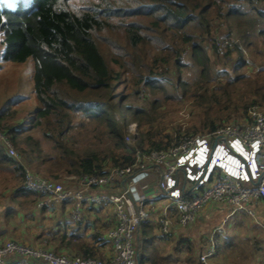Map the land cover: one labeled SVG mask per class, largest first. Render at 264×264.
Instances as JSON below:
<instances>
[{
    "label": "trees",
    "instance_id": "16d2710c",
    "mask_svg": "<svg viewBox=\"0 0 264 264\" xmlns=\"http://www.w3.org/2000/svg\"><path fill=\"white\" fill-rule=\"evenodd\" d=\"M263 27L264 0H0V62L29 63L32 82L30 94L10 96L0 107V132L21 158L17 162L9 155L0 138V208L7 195L19 206L42 198L23 185V166L33 164L36 174L63 181L132 165L134 149L124 143L130 122L137 124L136 147L169 148L175 138L160 123L157 101L152 110L134 107L127 103V91L140 85L158 91L160 68L180 72L187 65L185 54L198 77L193 83L178 79L175 88L200 109L199 121L188 128L192 135L247 119L251 106H264V68L247 74L244 48L253 45L255 33L264 34ZM221 38L233 39L222 55ZM205 43L225 67H215ZM165 98L179 97L166 93ZM76 129H91L96 140L78 148ZM9 213L7 208L5 216ZM151 222L139 229L138 264H177L178 253L186 256L180 264H200V252L187 239L174 245L176 258L161 255ZM65 236L59 237L63 245L99 259L90 247L74 243L75 236L64 242ZM92 236L102 240L100 232ZM226 250L234 251L235 244Z\"/></svg>",
    "mask_w": 264,
    "mask_h": 264
},
{
    "label": "built area",
    "instance_id": "2783aa9c",
    "mask_svg": "<svg viewBox=\"0 0 264 264\" xmlns=\"http://www.w3.org/2000/svg\"><path fill=\"white\" fill-rule=\"evenodd\" d=\"M231 42L232 38L220 39V55ZM0 138L7 153L20 162L7 138L2 134ZM135 142L137 125L132 123L124 133V143ZM131 147L132 165L113 167L99 176H83L76 190L23 166V185L42 197L40 207L72 202L70 218L77 222L83 220L84 207H111L113 226L105 234L111 247L109 256L58 255L41 246L10 240L0 242V264H138V234L143 222L153 219L159 236L167 238L188 229L205 206L217 204L227 214L207 237L208 246L199 257L204 264L216 255L217 237L225 234L230 217L238 212L254 217V205L264 199V111L258 106L251 107L247 119L239 123L183 136L164 150ZM149 170L154 171L156 189L151 182H142ZM148 189L154 190L153 194L147 193Z\"/></svg>",
    "mask_w": 264,
    "mask_h": 264
},
{
    "label": "rangeland",
    "instance_id": "374dc122",
    "mask_svg": "<svg viewBox=\"0 0 264 264\" xmlns=\"http://www.w3.org/2000/svg\"><path fill=\"white\" fill-rule=\"evenodd\" d=\"M252 43L253 45L249 46L248 49L244 48V59L249 64L247 66V70H248L246 71L247 74L257 73L260 71V69L264 68V34L259 35L258 33H255L252 37ZM204 46L206 52L211 56V59H213L212 62L216 64L215 67L222 68L223 63L222 64L217 63V59L213 57V55L211 54V49L209 45L205 43ZM183 61L184 63H187V65L182 67L180 72H175L171 68L170 69H167L165 67L160 68L159 72L162 73L163 77L162 78L159 77L157 80L159 84H157L155 88H157L158 91L153 92L149 87H145L143 85H140L137 88L135 87L133 88L132 86H130V88L127 91V97H128L127 103L134 107H142L147 110H152L151 102L157 101L156 107H157V114L160 113L159 114L160 123L164 127L165 133H169L173 135V139L175 138V142L178 141L179 138L183 136L192 135L191 133L192 131H190L188 128L193 125H196V122L199 121L198 112L200 111V109H198L192 104V102L194 101L193 98H189V99L180 98V90L175 88V84L178 79L186 80L189 83H193L198 77L197 68L192 64H188L190 59L187 54L184 55ZM30 72L31 71H30L29 63L25 65H16V64L0 62V79L4 80L2 83H0V86L2 88H4L5 85H9V87L11 86L14 87L12 91H8V92H4L3 89L0 88V107L2 106L3 102L10 96H14V95L24 96L26 94L31 93L32 82H31ZM166 93L179 98L178 99L176 98L175 100H170V99L166 100L165 98ZM252 97L253 96H250V98ZM258 107H260V109L264 111V106H258ZM76 120L80 122L78 119ZM117 120L120 121L119 115L117 116ZM130 123L131 124L134 123L135 125H137L136 122H130ZM72 133L74 134L78 142L76 144L78 148H82L89 143L92 145V141L96 140L94 138L95 134L91 129L87 130V132H85V130L76 129L73 130ZM197 133H203V132H197ZM0 134L2 133L0 132ZM137 139H138V131H137ZM43 145L45 146V148L47 147V144H45V142H43ZM126 145L129 147L136 146L137 142H135V144L131 143ZM212 145H213V141H210V146ZM27 167L30 170L34 169L33 164L28 165ZM58 182L63 184V186L65 187L62 181H58ZM162 202L163 201L159 202L158 204ZM18 204H19L18 202L10 201L8 195L5 197L4 207L0 208V238L5 239L4 241L15 240L18 243H22L26 245L28 244L27 242L21 241L20 239L17 238L23 237V239H25L26 237L28 238V241H30L33 239V237H37L39 235L37 239L32 241V244H34L33 246H41L43 248H47L51 250L54 253L57 254L61 253L59 249L61 247L59 243L60 240L59 241L56 240H58L57 238H59L58 237L59 235H63L64 230L60 229L58 231V229H56V226H54L55 225L54 221L56 219L53 216L55 215L56 209L50 208L48 209V211L46 210L39 211L36 209L34 204L23 203L20 206ZM7 208L11 209V213H9L8 216H5L6 213L5 209ZM212 209L210 214L211 217H213L212 214L213 212H215V209L213 210ZM100 210L102 212V216L100 217H103L102 220L100 221L101 224L102 222H105L111 226L113 223L111 207H101ZM48 212L51 213L50 214L51 216H49ZM222 212H225V214H227V211H222ZM236 214L237 215H233L230 217L226 225L227 227H229L232 221L238 216L248 217V215L241 212L240 213L238 212ZM218 215H219L218 217L221 218L223 216V213H221L220 211ZM105 217H108V219ZM246 221H247L246 223L247 228L249 226V230H252L253 233H256L254 236L255 241L256 240L260 241L259 238L264 236V229L262 230V228H260L259 230L256 231V227L255 229H253L254 227H252L249 224L251 223V221L248 220ZM213 224L214 222L211 221V225ZM50 226L52 230L50 229ZM237 227L240 228L239 229L240 231H243V229L246 228L245 223L242 222H237L236 228ZM109 228L100 229L102 231L98 230L101 233L102 240L100 241V243H102V245L99 246L102 248V250L107 249L104 234L109 230ZM92 232L93 230H91V233ZM79 233L83 236V232H79ZM183 233H187V232L180 233V236H182ZM183 237L184 236H182V238ZM45 239L48 241H46ZM51 239H54V241H52ZM82 241L84 240L81 237L79 240L73 239L74 243H80V242L83 243ZM245 241H254V240L246 239ZM176 242L177 241H171V244L169 243L170 246H168L169 249L161 245L160 246L156 245V248L160 251L161 255L164 254V251L166 249V251L172 253L173 258H176L173 255V248ZM151 252H152V247L151 248L148 247L146 250V254L149 256L151 255ZM74 254L81 255L80 251L79 254L77 253V250L75 251ZM178 254L179 256H177V258L179 260L177 264H180V262H182L181 260H183L186 256L181 255L180 253ZM93 258H97V257H93Z\"/></svg>",
    "mask_w": 264,
    "mask_h": 264
},
{
    "label": "crops",
    "instance_id": "0c3cea01",
    "mask_svg": "<svg viewBox=\"0 0 264 264\" xmlns=\"http://www.w3.org/2000/svg\"><path fill=\"white\" fill-rule=\"evenodd\" d=\"M149 176L144 179L142 182L143 184H147L149 182H151V187L155 186V182L152 179L154 177V171H148ZM65 185L66 188L70 189V190H76L79 187V178L74 177V176H69L66 177L63 181H62ZM153 189V188H151ZM150 190V194H153L152 192L154 190ZM154 189H156L154 187ZM147 190V191H148ZM39 201H37V203L35 204V207L37 210H46L48 211V209H56L55 211V215L53 217H55V225L56 229H58V231L60 229L64 230L63 235H66V241L67 242L68 238H71L73 236H75L74 239H80V237L84 240L82 241L83 244H85V246L90 247L92 249L93 252L96 253V255L98 256L99 259H105L107 256L110 255L111 253V247L110 245L105 241L106 245H107V249L102 250V248L99 245H102V243L96 241L93 238V234L95 232H99L102 231L100 229H107L109 228V224L102 222L101 224V220L103 217L102 216V212H101V207H96V206H87L83 208V220L81 222H77L74 221L70 218V212L72 210L71 206H68V204H62V205H58V204H54L52 206H39L38 205ZM163 203L159 204L158 206L161 207ZM3 208V207H2ZM44 208V209H42ZM211 209L212 207L208 204L207 206H205L200 212L199 214L196 216L195 221L193 222V224L185 230H179L177 232H174L170 237L167 238H161L159 236L158 233V228L156 226V224H153L151 222V226L153 228V234L156 237V244L158 246H164L167 249L168 246H170L171 241H180L181 239H187L190 244L192 246H195V249L197 248L200 252V255H202L205 251V249L208 246V242H207V237L209 236L210 232L212 231V229L218 225L220 223V221L222 220V218L225 216V212H221L223 213V216L221 218H219L218 214L219 212H217L218 210H216L215 212H213V217H211ZM254 211H255V216L254 217H241L238 216L237 219H235L231 225L227 227V233L225 232L224 235L218 236L217 240L220 242L217 253L214 257H211L209 259H207L206 263L204 264H264V236L260 237L259 240L255 241V234L253 233L252 230H249V226L247 228V221H251V223H249L252 227H254L253 229H255L256 227V231L259 230L260 228H262V230L264 229V203L263 201H259L256 205H254L253 207ZM6 210V209H5ZM213 210V209H212ZM49 216H51L50 212ZM59 217V218H57ZM108 219V217H105ZM105 220V219H104ZM214 222L213 225H211V221ZM214 220H217V222L215 223ZM239 220H245V226L246 228L243 229V231H240V228H236L237 222H240ZM80 223V224H77ZM113 224V223H112ZM105 226V228H104ZM51 229V226H50ZM82 229V230H81ZM110 229V228H109ZM52 230V229H51ZM91 230H93V232L91 233ZM99 230V231H98ZM230 232V234L232 233V235L230 236L231 239H229L228 241L225 239L226 234H228V232ZM79 232H83V236L79 233ZM182 232H187V233H183L182 236H184L182 238V236H180V233ZM252 232V233H250ZM107 233V232H106ZM105 233V234H106ZM104 234V235H105ZM187 234V235H186ZM251 234V235H250ZM24 236V235H23ZM62 235H59L58 237H60ZM25 237V236H24ZM39 237V235L37 237H33L32 240L28 241V238L25 237V239H23V237H18L17 239H20L21 241L27 242L28 246H33L34 244H32V241H34L35 239H37ZM54 237V236H52ZM85 237V239H84ZM237 238V239H236ZM59 241L60 238H57ZM254 240V241H245V240ZM5 239H1L0 238V242H4ZM46 240V239H45ZM52 241H54V239H51ZM50 240V241H51ZM48 241V240H46ZM167 241V242H166ZM223 241H227V243L225 244H221L223 243ZM78 242V241H76ZM60 251L61 253H59L60 255H67V256H74L76 254L75 251L76 249L71 247L70 245H67L60 240ZM81 243V242H80ZM170 243V244H169ZM233 243L235 244V250L234 251H230V250H226L228 248V246ZM79 244V243H76ZM169 244V245H168ZM222 245V246H221ZM227 247L225 250L222 249V251L220 250L222 247ZM106 248V247H105ZM253 249H255L253 251ZM221 251V252H219ZM73 253V254H72ZM77 253L79 254V251H77ZM57 254V253H56ZM172 253L169 251L164 252V255H169ZM82 255V254H81ZM174 257L175 254L173 253ZM223 255V256H222ZM139 257H140V253H139ZM200 262V260H199ZM35 264V263H34ZM200 264H203L200 262Z\"/></svg>",
    "mask_w": 264,
    "mask_h": 264
},
{
    "label": "water",
    "instance_id": "95a60500",
    "mask_svg": "<svg viewBox=\"0 0 264 264\" xmlns=\"http://www.w3.org/2000/svg\"><path fill=\"white\" fill-rule=\"evenodd\" d=\"M147 193H150V190L146 191Z\"/></svg>",
    "mask_w": 264,
    "mask_h": 264
}]
</instances>
